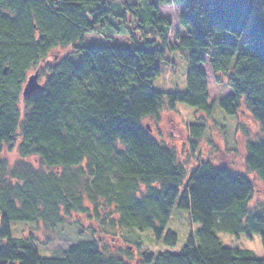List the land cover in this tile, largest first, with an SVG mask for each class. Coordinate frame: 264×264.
Masks as SVG:
<instances>
[{"label": "trees", "instance_id": "1", "mask_svg": "<svg viewBox=\"0 0 264 264\" xmlns=\"http://www.w3.org/2000/svg\"><path fill=\"white\" fill-rule=\"evenodd\" d=\"M163 5L182 8L185 34L175 44ZM88 34L126 35L130 45L90 46ZM176 53L189 65L187 91L155 90ZM207 59L232 91L218 100L223 112L244 108L264 134V0H0V264H264L219 238L259 235L264 246V201L253 203L254 182L211 161L191 170L146 124L183 104L213 115ZM37 71L42 89L24 98ZM188 126L197 145L206 124ZM14 150L19 159L10 166L4 153ZM244 163L264 189V137L247 140ZM177 204L200 228L179 254L141 251L133 230L177 246L169 229ZM67 223L78 226V242L42 257L38 246L49 242L37 237L40 225L53 231ZM14 225L30 231L15 237Z\"/></svg>", "mask_w": 264, "mask_h": 264}, {"label": "rangeland", "instance_id": "2", "mask_svg": "<svg viewBox=\"0 0 264 264\" xmlns=\"http://www.w3.org/2000/svg\"><path fill=\"white\" fill-rule=\"evenodd\" d=\"M140 1L142 3H148L151 0ZM181 11L182 8L173 5H163L160 8V14L169 19L173 26L171 30L172 44L176 43V37L178 35L185 34L184 30L179 25V15ZM112 21L116 25L118 24L115 20ZM105 36L88 34L86 37V44L90 46H100L108 43L120 46L130 45V39L126 35ZM55 55H57V57L62 56L57 53ZM170 57L171 60L175 61V66L174 63L173 65L163 64L161 66V74L154 82V89L164 93L171 90L186 92L187 75L189 71L188 62L181 53L170 55ZM71 59L77 67L81 66L82 58L80 55H73ZM51 61L52 59H49V62ZM204 70L207 73L208 92L210 97L209 103L213 105L212 116L208 117L205 113L183 104L177 108L176 112L169 113L166 110L163 111L161 113V120L158 123L149 119L146 124L154 128L153 132L157 138L170 144L171 147L177 151L179 160L182 163H189L191 170L196 167L200 160L211 161L216 166H226L236 173L246 175L254 182L258 194L253 203L264 201V189L260 178H258L259 176L256 173H247L244 163L247 140L251 139L257 141L262 139L264 134L261 132L259 124L255 123L244 108L239 109L236 116H230L223 112L219 106L218 100L229 96L232 94V91L226 84H221L215 80L213 71L208 64V59L207 63L204 65ZM33 73L34 72L31 74ZM39 80L41 83L43 82L41 77ZM197 120L205 122L206 132L204 136L198 140V144L194 145V138L190 135L188 125L191 122H197ZM4 157L7 159L9 165L13 166L19 159V154L17 150L12 152L5 151ZM30 162L35 164L34 159H31ZM83 223L85 229H88L90 224L84 221ZM76 227L78 226H71L67 223L51 231L47 227L40 225L36 234L37 237L42 242L46 240L49 242L48 245H44L46 242L39 244L38 249L40 255L49 258L61 256L59 253L63 252L68 246L78 242L80 239L79 230ZM199 228L200 226L198 224L196 225L192 222L190 212L180 209L179 204H177L169 223V229L178 235L179 240L177 246L168 247L163 243L158 244L154 242V235L152 231L149 230L144 232L133 230L131 236H133L134 242L137 241V238L143 241L141 251L148 250L154 253L171 252L173 254H179L188 243L190 236ZM25 230H27V232L30 231L27 226L21 225L16 229L14 225L13 235L17 237L20 232ZM118 235H122V233L118 232ZM99 237L110 245H113L114 242L117 246L123 248L127 245L122 239L113 241L111 238H106L101 235H99ZM219 238L226 247L250 249L259 256L264 257V246L259 235L247 237L244 234L236 236L230 233H220ZM127 246H130V244ZM134 252L135 254L138 253H136V251Z\"/></svg>", "mask_w": 264, "mask_h": 264}, {"label": "water", "instance_id": "3", "mask_svg": "<svg viewBox=\"0 0 264 264\" xmlns=\"http://www.w3.org/2000/svg\"><path fill=\"white\" fill-rule=\"evenodd\" d=\"M41 89H42V84L39 83V72L37 71L34 75L29 77L28 82L26 83L24 90L22 92V96L26 98Z\"/></svg>", "mask_w": 264, "mask_h": 264}]
</instances>
